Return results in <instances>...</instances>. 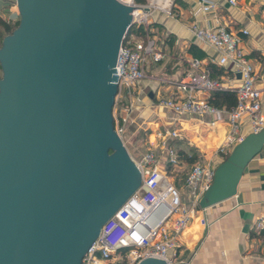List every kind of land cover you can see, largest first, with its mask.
Returning <instances> with one entry per match:
<instances>
[{
    "label": "water",
    "instance_id": "95a60500",
    "mask_svg": "<svg viewBox=\"0 0 264 264\" xmlns=\"http://www.w3.org/2000/svg\"><path fill=\"white\" fill-rule=\"evenodd\" d=\"M15 2L18 25L0 46V264H80L140 185L112 107L120 44L146 8ZM263 145L264 126L246 134L216 166L200 208L233 195Z\"/></svg>",
    "mask_w": 264,
    "mask_h": 264
},
{
    "label": "built area",
    "instance_id": "2783aa9c",
    "mask_svg": "<svg viewBox=\"0 0 264 264\" xmlns=\"http://www.w3.org/2000/svg\"><path fill=\"white\" fill-rule=\"evenodd\" d=\"M119 1L146 8L144 14L132 20V25L142 26L145 33L138 36L133 32H126L115 63L119 72H115L117 91L112 116L114 129L122 139L139 100V96L135 94V85L146 77L148 64L158 63L164 57L162 49L155 37L147 32L146 26L153 12H169L172 0L169 3L165 0ZM197 1L200 13L214 14L217 8L215 0ZM229 2L235 4V0ZM17 20L18 12L8 19L10 22ZM189 28L197 41L216 51V63H229L234 67L240 82L233 86L212 78L202 68L201 61L192 57L187 70L178 78L163 79V82L175 88L176 93L160 97L156 106L169 111L176 118L198 116L225 121V136L213 150V154L223 159L244 139L245 134L241 132L244 117L249 122V133L257 132L264 126L259 101L261 89L256 86L254 67L240 47L238 35L219 23L213 27H203L193 22ZM243 32L246 30L243 29ZM217 90L234 92L235 104L228 108L211 104L210 95ZM198 92H203L206 96L199 97L196 95ZM166 135L168 140L162 151L167 150L170 138L178 136L176 132H166ZM168 151L171 153V150ZM129 155L140 172V185L102 224L99 235L87 248L80 264H137L148 256L162 259L164 264H189L184 256L181 234L200 208L199 201L209 188L217 165L202 158L188 168L179 181L176 177L175 156L170 154L164 160L163 157H154L152 151L139 157ZM253 228L264 232V213L254 221ZM262 256L264 259V243Z\"/></svg>",
    "mask_w": 264,
    "mask_h": 264
},
{
    "label": "crops",
    "instance_id": "0c3cea01",
    "mask_svg": "<svg viewBox=\"0 0 264 264\" xmlns=\"http://www.w3.org/2000/svg\"><path fill=\"white\" fill-rule=\"evenodd\" d=\"M215 2L217 8L214 14L200 13L197 0H172L169 12H153L146 30L155 37L164 57L158 63L148 64L146 77L135 85V94L139 96L136 111L156 113V101L176 93L175 88L163 79L178 78L187 70L192 57L197 56L202 68L212 78L233 86L240 82L239 74L234 72L231 64L216 63V51L195 39L189 28L195 22L203 27L223 24L239 36V45L254 67L256 86L261 89L259 101L264 115V0H235V4L229 0ZM16 12L15 0H0L2 19L8 21ZM196 95L206 96L203 92ZM175 119L181 121L184 132L198 146L203 159L216 165L222 161L220 156L213 154V150L225 136V121L198 116ZM172 124L176 126L175 121ZM248 129L249 122L244 117L241 132L246 135ZM172 140L174 138H170L169 142ZM181 167H175L179 181L189 168L186 163H182ZM263 213L264 145L245 165L233 195L206 208H199L190 218L181 234L184 256L189 264H264V232L253 228L254 221Z\"/></svg>",
    "mask_w": 264,
    "mask_h": 264
},
{
    "label": "rangeland",
    "instance_id": "374dc122",
    "mask_svg": "<svg viewBox=\"0 0 264 264\" xmlns=\"http://www.w3.org/2000/svg\"><path fill=\"white\" fill-rule=\"evenodd\" d=\"M144 1L147 2L148 0ZM1 75L0 68V77ZM171 114L159 107L156 109V113H151V111L149 113L145 110L135 111L122 134V140L127 151L134 157L152 151L154 157H163L164 160H167L171 154V156H175V165L180 169L182 163H185V156L197 152L198 146L184 132L181 121H176L175 116L172 115L171 117ZM174 121L179 127L176 131L178 136L169 142L167 150L162 151L166 140H168L166 133L163 134L162 128ZM168 150H171V153ZM178 172L181 173L182 171Z\"/></svg>",
    "mask_w": 264,
    "mask_h": 264
},
{
    "label": "trees",
    "instance_id": "16d2710c",
    "mask_svg": "<svg viewBox=\"0 0 264 264\" xmlns=\"http://www.w3.org/2000/svg\"><path fill=\"white\" fill-rule=\"evenodd\" d=\"M136 1L145 2L144 0H136ZM18 22H19V20L15 21V22L6 21L0 17V46L2 43L3 36L10 34L17 27ZM131 32L135 33L138 36L143 35L145 33L144 28L142 26L137 27L135 25H131L128 28L126 34L131 33ZM209 102L215 106H218V107H227L228 108V107H231L235 104L236 96H235L234 92H232V91L217 90V91H214L210 95ZM227 156H225L222 159V161L224 159H226ZM201 159H202V157H201L200 153L197 151L194 154L186 155L184 158V161L188 165V167L190 168V167L194 166L197 162H199Z\"/></svg>",
    "mask_w": 264,
    "mask_h": 264
},
{
    "label": "bare ground",
    "instance_id": "6f19581e",
    "mask_svg": "<svg viewBox=\"0 0 264 264\" xmlns=\"http://www.w3.org/2000/svg\"><path fill=\"white\" fill-rule=\"evenodd\" d=\"M128 2L129 0H124V2ZM158 1V0H156ZM170 1H167V3H169ZM178 130V128L176 126H174V124L172 125H168V126H165L162 128V132L163 134L166 133V132H169V133H173V132H176Z\"/></svg>",
    "mask_w": 264,
    "mask_h": 264
}]
</instances>
